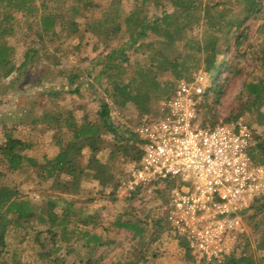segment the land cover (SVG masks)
I'll return each mask as SVG.
<instances>
[{"label": "trees", "instance_id": "16d2710c", "mask_svg": "<svg viewBox=\"0 0 264 264\" xmlns=\"http://www.w3.org/2000/svg\"><path fill=\"white\" fill-rule=\"evenodd\" d=\"M1 1L0 82L12 74L23 73L31 62L45 61L54 69L53 74L62 80L61 86L67 87V90H64L51 83L48 90L42 89L39 92L45 98L41 99L36 111L29 112L25 120L0 125V253L6 246L5 239L9 232V225L24 227V233L27 232L29 236L32 235L31 229L28 228L29 224L40 227L31 238L32 243L38 246L33 248L38 252L34 255V259L25 263L22 259L15 257L12 252V261L6 264H65L66 255L74 248H66L65 252L62 250L64 243L70 238L81 241L87 251L85 260H82L83 262L80 260L78 264H94L99 250L115 243V240L108 234L113 229L128 230L133 239L137 241V247L131 248V256L125 264H147L148 246L153 245L159 250L164 239L175 240L177 246L184 250L186 260L191 259L185 240L170 228L166 211L149 223V220L141 215L144 208L137 209L133 204L137 199L143 201L144 197L152 192L155 194L154 198L165 194L161 197L164 205L167 206L171 187L169 182L161 184L155 181L151 192L133 191L124 194L122 199L126 205L109 220H104L100 210L96 207L91 210V205L104 198L112 202L119 199L116 189L124 175V167L127 163L138 160L142 151L143 142L134 132L136 126L161 116L159 102L172 96L177 81L188 77L191 71L196 69H202L208 74L212 66L217 64V54L224 52L220 50L223 45L218 43L219 40L216 43L212 41L210 46L202 48L195 37L187 34V28L193 24L190 20L191 12L202 13L203 18H207L208 22L212 8L218 19L222 20L232 12L230 7L235 2H240L243 4L241 10L248 13L240 22L246 21L250 15L258 20L261 19L259 13L262 11L264 0H217L215 3H206V0H167L171 5V12L164 11V0H153L157 9H160V15H156L153 19L146 16L138 17L137 14L141 8L138 3L135 5L136 10L124 13L123 0H108L105 9L98 8L95 0H76L79 6L65 9L59 16L50 9L54 0ZM15 5L19 11H23L28 16V19H24L25 28L20 34L17 31V19L10 10V8H16ZM39 9L44 14L36 18L33 13ZM57 17L60 19L57 20ZM77 19L82 20L80 22ZM122 23L129 27L128 44L127 42L115 43V39L122 31ZM222 25L224 24H209L219 29ZM239 25L241 24H237ZM261 26L264 27V24ZM232 27L233 24H230L228 33L235 40L232 44H225L224 49L233 44L236 48H240L242 38L247 37V34L241 33L240 28H238V33L237 27L235 26L234 29ZM80 28L83 29V33H90L95 37L97 45H103L107 51L104 62L93 76L92 69L80 63L81 60L76 64L69 62L74 48L73 44L66 43L64 38L75 37ZM149 34L155 36L154 40L145 41L144 38ZM10 38L24 43V49L19 55H15L14 45L9 43ZM191 40L194 43L190 49L203 53V63L196 65L185 77L178 67L177 56L170 59L167 55L168 51L176 49L178 42L184 41L183 45L186 46V42ZM36 44L39 46V51ZM259 46L260 54L255 53V59L261 60L264 64V45ZM130 48L133 52L155 48L152 59L161 57L166 60L162 61L163 64H158L156 70H153L151 66L153 64L144 67L136 61L131 63L127 56V50ZM131 65L137 68L136 73L139 75H144L148 70L151 75L142 77H150V83L157 91L150 93L146 89L139 88L136 77L125 78L127 68ZM220 65L221 71H226L227 76L240 73L235 64L223 65L222 63ZM167 69H170L176 78L170 89L166 85H161L156 79L158 71ZM86 73L90 75L87 80L90 85H94L101 76L105 75L107 79L103 95L97 101L93 120L78 118L77 103L72 102L68 106L62 105L60 101L65 92L75 95L80 93V87L83 85L82 79ZM260 80V84L249 83L253 97L246 107L250 112H255L260 119H264V113L260 110L264 105V80L262 77ZM220 81L221 78L218 76L214 85L211 86L214 87L209 86L205 90L203 100H208L212 93L217 95L221 93ZM38 83L40 80L35 84ZM128 103L135 106L140 114V120L134 123V126L133 121L131 124L128 121L116 124L112 120V111L122 112ZM206 103L201 105V111ZM213 123L205 119L203 121L204 125H213ZM20 124L30 125L31 129L39 126L43 132L50 131L49 145L55 147L56 152L47 154V157L43 155L47 158L45 162L26 154L25 152L35 148L36 140L32 133L19 135ZM247 125L250 127L249 124ZM251 132L253 145L249 155L254 163L264 166V130L255 132L251 128ZM96 152L105 153V157L96 158L94 156ZM25 168H30L40 182H51L49 187L43 191L38 188L39 196L45 199L42 208L33 204L32 199H28L20 189V182L17 178ZM88 173L91 175V181L95 182V186L85 185V176ZM107 187L115 191L107 194L105 191ZM61 202H64V205L59 211L57 207L59 208L58 203ZM35 209L39 211L36 212ZM263 213L264 198L243 215V222L247 219L251 221L254 228H259L264 225V216L259 219L257 217ZM239 235L235 250L222 262H216V264H264V229H261L260 245L252 252L246 240L248 235L244 232V228ZM260 250L261 255L256 256L257 251Z\"/></svg>", "mask_w": 264, "mask_h": 264}, {"label": "rangeland", "instance_id": "374dc122", "mask_svg": "<svg viewBox=\"0 0 264 264\" xmlns=\"http://www.w3.org/2000/svg\"><path fill=\"white\" fill-rule=\"evenodd\" d=\"M4 1L5 0H2L1 2ZM216 1L217 0H206L205 2L215 3ZM164 2V11L171 12L172 9L169 2L167 0H164ZM95 3L98 5V8L105 9L108 4V0H95ZM137 3L141 7L139 13L137 14L138 17L146 16L147 18L153 19L156 15H160V9H157V6L153 0H123V12L129 13L133 10H136L137 7L135 5ZM77 6H79V2L76 0H54L51 3L50 9L59 16V14L65 9H71L72 7ZM262 6V11L259 13L261 15V19L257 20L253 18L252 15H250L246 21H241L242 23L240 20H244V16L248 15V13L245 10H241L243 4L240 2H235L234 5L230 7L232 12L222 20L218 19V16L214 14V9L212 8L210 10L211 18L208 22L207 18H203L202 13L198 14L196 11L191 12L190 20H192L193 24L187 28V34L189 36L195 37L198 41V44L201 45L202 48L210 46L212 41L216 43V41L219 40L218 43L221 46L223 45L220 50H224L223 53L217 54V64L212 66L209 72H207L208 74L206 79L202 82V86L205 87L206 90L209 86L211 87L214 85L215 80L218 78V76H220L221 81L219 84L222 86L220 94L217 95L212 93L209 95L208 100H203L202 105L207 102L206 106H203V110L201 111L203 121L205 119L206 121L218 123L227 119L231 120L235 118H241L244 122L249 124L255 132H263L264 119H260L255 112H250L246 107V104L253 97V92L250 91L249 83L260 84L261 77L264 80V64L261 62V60L258 59L257 61L255 59V53L260 54L259 45H264V27L261 26L264 24V3ZM10 10H12L11 12L14 14V18L17 19V31L18 34H20L25 28L24 19H28V16L23 11H19L17 7L10 8ZM33 14V16L38 18L40 15H43L44 12L39 9L34 11ZM59 19L60 18L57 17V20ZM197 19L199 20L196 21ZM77 20H80L81 22L82 19ZM217 23L224 25H222L221 29L218 27L213 28L209 26V24L216 25ZM230 24H233L232 29H234L235 26L237 27V32L239 30L238 28H240V30H242V34H247V37L244 36L242 38L240 48H236L233 44L232 46H228L227 49H224L225 44H232L235 40L234 37H231L228 33ZM237 24L241 25L237 26ZM128 32L129 27L125 25V23H122V31L115 39V43L127 42L128 44ZM154 38L155 36L149 34L144 38V40L152 41ZM96 40L97 39L90 33H83L82 28H80L79 33L75 37L68 39L64 38V41L66 43H72L74 48V53L72 56H70L69 62H75L76 64L79 62V60H81L80 63H82L84 66H89V68L92 69V76L97 72L99 67H101L107 52L103 45H97ZM9 43L10 45H14L13 47L15 55H19L24 49L23 42H19L10 38ZM183 43L184 41L178 42L176 49L168 51L167 57L171 59L172 57L177 56L179 62L178 67L181 69L182 75L185 76L188 74V72H190V70L194 69L196 65H202V58L204 55L203 53H197L190 49L194 43L192 40L187 41L186 46H184ZM36 47L39 51L38 44H36ZM154 52L155 48L141 49L138 52H133L132 48H130L127 50V56L129 57L131 63L136 61L142 64L144 67L153 64L151 66H153V70H156V66L160 63L163 64L162 61L166 59H162L161 57L152 59L154 57ZM91 60H93V62H91ZM222 63L223 65H230L231 63L235 64L237 68H239L240 73H237L235 76H227L226 71H221L220 64ZM164 64L167 65L166 63ZM136 69L137 68H135L134 65H131L127 68L124 77H136L139 88L146 89L150 93L157 91V89H155L150 83V77H142L144 75H151V73L147 70L145 71L146 73L144 75H139L136 73ZM53 72L54 69L51 68L45 61L31 62L30 66L23 73L12 74L8 78L3 79L2 82H0V125L2 123H14L20 120H25V116L29 112H33L34 110L36 111L41 103V99L44 97V95L41 96L39 92H41L42 89L48 90L51 83L57 85V88H63L64 90H67L66 86H61L62 80L58 76L54 75ZM156 74V79L161 83V85H166L169 89L176 80L170 69L158 71ZM88 76L90 75L87 73L83 76V85L80 87L79 94L75 95L65 92V94L60 98L62 105L66 104L69 106L72 102L77 103L78 105L76 106V114L79 119L83 118V120H93L95 118L97 101L100 96L103 95V88L105 87L107 80L104 75L101 76L97 82L94 83V85H90L89 81H87L89 80ZM38 80H40V83L35 84ZM158 93H160V91H158ZM260 110L264 113V105L261 106ZM112 120L116 124L125 121H128L129 124H131L133 121L132 125L134 126V123L140 120V114L136 111L133 104L128 103L122 112H117L114 110L112 111ZM132 125H130V127ZM30 127V125L24 124H20L18 127L19 135H28L29 133L35 135V148L25 153L37 157L42 162H45L47 158H44L43 155H46L47 157L56 149L55 147H51L49 145L51 132H43L39 126H35L36 129H31ZM94 156L96 158L103 159L105 157V153L96 152ZM30 170V168H25L24 172L18 175L17 180L20 182V189L27 195L28 199H32L31 202L33 204H37L40 208H42V206H44L45 199L39 196L38 188L43 191L49 187L51 182H40L39 178L34 176V172ZM90 178L91 175L88 173L85 176V185L87 187L95 186V182L91 181ZM170 185L171 187H191L190 181L184 182L180 177H174L170 179ZM105 191L107 194H110L115 190H113L111 187H107ZM123 195L124 194H119V199L115 202L105 200V198L97 200L91 205V210L96 207L100 210L102 218L104 220H109L115 215L116 212H118V210L124 208L126 205L125 201L122 199ZM154 196L155 194L151 192L147 194L146 197H144L143 201H140L141 199H137L133 202L137 209L144 208V212L141 215L146 217L147 220H149V223L152 222L153 218H156L165 211V205L162 200V197H164L165 194L161 195L162 197L160 196L154 198ZM63 197L66 199L65 196ZM58 204H60V206L59 208L57 207V210H61V206L64 205V202ZM35 211L38 212L39 209H35ZM262 216H264V213L260 214L257 219L261 218ZM28 228L32 231V235L30 234V236L27 234V232L24 233V227L9 225V232L7 233L5 239L6 246L0 253V264H6V262L12 261V252H14L15 257L22 259L25 263H28L34 259V255H36L38 252L33 248L38 246L36 243H32L31 238L37 229H40V227L36 225L31 226L29 224ZM243 228L244 232H246L248 235L246 240L248 241L252 252L257 246L260 245L261 229H264V225L260 226L259 228H254L251 221L245 219L243 222ZM108 234L109 237H112L113 240H115V243L100 249L96 254V261H94V264H125L127 259L131 256V248L137 247L136 239H133L131 233L128 230L123 229L119 231L113 229L110 230ZM41 237L44 238V236ZM175 244L176 243H174L172 240L164 239V243L161 245L162 247H159V250H157L153 245H149L147 250V264H200L202 262L206 264H216L214 261H197L192 257L190 252H188V254L191 259L186 260L184 250ZM70 247L74 248L66 255L65 264H78L80 260L83 262L82 260H85L87 257V251L84 248L82 242L70 238L68 242L64 243L62 249L63 252H65L66 248ZM257 253L258 255L256 256H260L261 250L257 251Z\"/></svg>", "mask_w": 264, "mask_h": 264}, {"label": "built area", "instance_id": "2783aa9c", "mask_svg": "<svg viewBox=\"0 0 264 264\" xmlns=\"http://www.w3.org/2000/svg\"><path fill=\"white\" fill-rule=\"evenodd\" d=\"M206 76L191 71L160 100L161 116L136 126L141 155L125 165L116 192H151L155 181L174 177L190 181V188H170L168 224L194 259L220 263L234 250L243 215L264 198V166L249 155L253 136L241 118L203 124Z\"/></svg>", "mask_w": 264, "mask_h": 264}, {"label": "crops", "instance_id": "0c3cea01", "mask_svg": "<svg viewBox=\"0 0 264 264\" xmlns=\"http://www.w3.org/2000/svg\"><path fill=\"white\" fill-rule=\"evenodd\" d=\"M54 152H56V149L54 150ZM54 152H53V153H54ZM172 241H173L174 243H176V241H175V240H172ZM175 245H177V243H176Z\"/></svg>", "mask_w": 264, "mask_h": 264}]
</instances>
